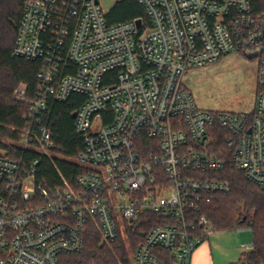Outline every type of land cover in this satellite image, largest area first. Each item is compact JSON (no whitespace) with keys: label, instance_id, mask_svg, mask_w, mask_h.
I'll list each match as a JSON object with an SVG mask.
<instances>
[{"label":"built area","instance_id":"1","mask_svg":"<svg viewBox=\"0 0 264 264\" xmlns=\"http://www.w3.org/2000/svg\"><path fill=\"white\" fill-rule=\"evenodd\" d=\"M138 1L143 17L110 23L100 0H20L12 55L41 67L32 98L25 85L15 90L28 110L13 140L36 155L27 167L0 143V264H69L90 226L112 245L146 212L166 221L151 227L134 264H169L159 250L191 264L216 231L197 214L202 196L232 190L218 176L226 166L264 188V11L252 0ZM233 53L258 61L254 108H201L186 71ZM75 93L86 97L74 111L84 147L72 160L83 171L73 183L60 173L52 189L36 179L41 158L57 155L45 116ZM253 247L242 244L237 264H249Z\"/></svg>","mask_w":264,"mask_h":264},{"label":"trees","instance_id":"2","mask_svg":"<svg viewBox=\"0 0 264 264\" xmlns=\"http://www.w3.org/2000/svg\"><path fill=\"white\" fill-rule=\"evenodd\" d=\"M252 4L256 13L264 11V0H252ZM21 12L20 0H0V138L16 140L21 138L28 104L20 103L14 98L15 90L25 85L28 98H32L38 85L36 73L41 67L40 61L12 55ZM143 16L144 9L138 0H121L107 18L110 23H116ZM85 99L84 95L75 93L66 101H51L45 116L52 131L57 155L63 157H42L37 166L36 179L38 182L45 180L52 189L62 182L60 173L73 183L83 171L80 165L72 161L84 147L83 136L75 129L73 115ZM219 131L215 144L223 149L227 132L222 129ZM8 149L11 157L23 158V164L27 167L30 159L36 155L16 145ZM218 176L230 182L231 192L204 194L197 214L206 215L216 231L250 228L254 247L243 253V256L249 264H264V188L248 180L242 171L231 164ZM165 221L166 218L162 215L143 213L138 223L127 231L132 249L135 251L144 241L152 226ZM158 252L164 262L172 263V254L166 250ZM66 260L69 264H131L128 247L122 236L116 243L108 245L102 243L100 233L91 226L84 249L67 256Z\"/></svg>","mask_w":264,"mask_h":264},{"label":"rangeland","instance_id":"3","mask_svg":"<svg viewBox=\"0 0 264 264\" xmlns=\"http://www.w3.org/2000/svg\"><path fill=\"white\" fill-rule=\"evenodd\" d=\"M100 3L103 10L110 13L117 2L100 0ZM183 83L193 92L203 109L251 110L254 108L258 91V61L238 53L229 54L206 67L187 70ZM0 143L10 148L15 142L10 138H0ZM218 235L227 239L225 246L228 249L236 251L239 249L242 251V244L253 240L252 232L248 228L228 230ZM123 238L128 247L130 262L134 264V249L130 245L128 232Z\"/></svg>","mask_w":264,"mask_h":264},{"label":"crops","instance_id":"4","mask_svg":"<svg viewBox=\"0 0 264 264\" xmlns=\"http://www.w3.org/2000/svg\"><path fill=\"white\" fill-rule=\"evenodd\" d=\"M226 231L228 230L215 231V235H211L203 242L193 253L191 264H237L242 256V251L240 249L238 251L228 249L225 246L227 239L218 234ZM246 243H253V240Z\"/></svg>","mask_w":264,"mask_h":264},{"label":"water","instance_id":"5","mask_svg":"<svg viewBox=\"0 0 264 264\" xmlns=\"http://www.w3.org/2000/svg\"><path fill=\"white\" fill-rule=\"evenodd\" d=\"M138 23L140 24V23H141V21L139 20V21H138ZM73 116L75 117V116H76V114H74Z\"/></svg>","mask_w":264,"mask_h":264}]
</instances>
